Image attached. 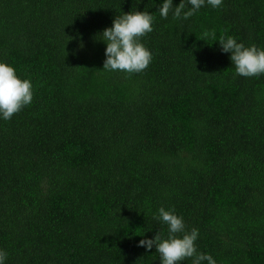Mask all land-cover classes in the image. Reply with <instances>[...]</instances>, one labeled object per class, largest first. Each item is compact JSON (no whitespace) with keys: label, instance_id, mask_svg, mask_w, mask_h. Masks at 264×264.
Wrapping results in <instances>:
<instances>
[{"label":"trees","instance_id":"trees-1","mask_svg":"<svg viewBox=\"0 0 264 264\" xmlns=\"http://www.w3.org/2000/svg\"><path fill=\"white\" fill-rule=\"evenodd\" d=\"M163 2L0 0V62L33 91L0 115L4 264H161L139 245L168 238L161 207L216 264H264V74L238 75L219 44L264 50V0L187 19ZM136 11L154 17L149 66L103 69V31Z\"/></svg>","mask_w":264,"mask_h":264},{"label":"clouds","instance_id":"clouds-1","mask_svg":"<svg viewBox=\"0 0 264 264\" xmlns=\"http://www.w3.org/2000/svg\"><path fill=\"white\" fill-rule=\"evenodd\" d=\"M188 3L191 8L187 11H184L183 0L173 10V0H164L159 9L160 15L167 18L169 11L173 10L174 18H180L183 13V18L187 19L205 4V0H188ZM207 3L212 7H219L222 0H207ZM153 19L150 13L143 11L129 12L122 17H116L113 26L106 28L102 33L101 39L107 43L105 50L107 58L103 69L127 73L144 71L152 60V54L140 42V37L153 30ZM204 35L208 36L209 33L205 32ZM211 35L215 39V33ZM219 44L224 52L231 53L230 58L238 75L252 77L264 74V50H259L254 45L245 47L231 36L226 39L222 36ZM32 99L31 82L18 78L12 66L0 62V115L5 120L11 119L24 106L29 105ZM157 218L168 225V238L162 239L157 233L154 239L140 240L139 245L149 250L155 245L156 251L160 254L161 264H178L188 258H192V264H201L205 260L208 264H216L211 255L197 252L195 241L198 238V229L193 228L186 232L183 219L163 207L159 209ZM6 257L7 253L0 250V264H4Z\"/></svg>","mask_w":264,"mask_h":264}]
</instances>
